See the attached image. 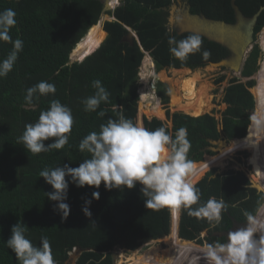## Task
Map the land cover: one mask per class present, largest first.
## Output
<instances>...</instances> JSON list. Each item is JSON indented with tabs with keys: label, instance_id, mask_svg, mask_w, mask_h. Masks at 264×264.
Listing matches in <instances>:
<instances>
[{
	"label": "trees",
	"instance_id": "1",
	"mask_svg": "<svg viewBox=\"0 0 264 264\" xmlns=\"http://www.w3.org/2000/svg\"><path fill=\"white\" fill-rule=\"evenodd\" d=\"M174 1L118 0V6L104 13L100 0H0V12L12 9L16 13L17 23L11 30L13 40L23 41V50L13 70L0 78V264H19L5 244L12 226L18 222L28 228L26 237L34 246H40L42 236L49 239L56 264H65L77 251L79 256L73 258L74 264H113L110 252L115 248L133 251L143 242L166 237L170 229L172 241L167 251L158 254L154 249L130 264H206V248L202 246L215 241L226 242L227 237L221 233L230 231L234 223L246 224L245 213L264 224V193L250 187L244 172L226 169L216 174L220 169L215 167L227 158L217 146L220 137L225 136L232 143L233 153L251 152L249 163L253 155L256 175L251 180L261 184L264 191V130L258 132L255 123L251 125L252 95L247 86L236 79H242L239 71L223 70L234 75L223 91L222 103L226 104V109L220 120L203 114L213 108L208 88H196L197 76L191 69L227 59L228 51L201 37V52L190 54L183 62L172 56L169 37L179 41L191 35H178L167 29L169 8ZM183 1L192 14H203L229 24L235 22L231 0ZM235 3L247 17L264 7V0H235ZM103 14L112 20L106 21L99 33ZM263 28L264 10L254 28V42ZM129 30L136 34L139 43L123 41ZM94 43L86 55L98 47L93 53L70 63L74 48L73 54L80 55ZM260 44L264 47V30ZM11 50V44L0 42V60ZM203 50L211 53L208 60L202 58ZM261 56V49L255 44L245 61L243 76L255 74ZM142 61L143 68L149 64L156 71L172 68L177 73H187L180 91L171 93L172 106L186 114H170L167 110L171 127L140 112L138 73ZM224 79L221 76L216 81L220 83ZM94 80H100L110 96L97 112L88 113L82 101L94 95ZM40 81L53 83L56 92L41 96L34 100V107H29L24 99L27 89ZM155 88L161 102L168 104L167 85L157 82ZM152 93L141 91L146 103L145 113L162 119L163 111ZM254 98L256 106L262 108L257 117L264 119V80L258 82ZM52 100H59L72 111L74 123L68 144L60 150L33 155L22 143H17V138L23 134L26 124L37 122L40 112L47 110ZM100 110L105 111L104 117L98 116ZM121 114L149 131L165 127L173 137L179 128L187 129L191 144L188 159L194 166L188 179L200 191V204L213 197L225 202L227 208L222 211L219 224L191 217L183 209L175 212L170 207L146 209L139 184L131 190L108 191L103 183L99 189L87 185L78 188L69 177H66L69 188L65 202L70 206V213L62 221L61 214L54 211L55 202L45 195L54 190L39 173L64 164L79 167L89 155L80 152L81 140L93 131L99 132L101 124L110 118L118 119ZM212 147L214 152L210 150ZM94 191H99L100 198L92 200V216L87 218L82 207L86 199H92Z\"/></svg>",
	"mask_w": 264,
	"mask_h": 264
},
{
	"label": "clouds",
	"instance_id": "2",
	"mask_svg": "<svg viewBox=\"0 0 264 264\" xmlns=\"http://www.w3.org/2000/svg\"><path fill=\"white\" fill-rule=\"evenodd\" d=\"M15 17L12 9L0 12V42L12 45L7 57L0 60V78H5L13 70L18 54L23 50V41L13 40L11 36V30L17 23ZM168 44L172 56L183 62L190 54L201 52L202 38L199 34H191L179 41L169 37ZM201 54L204 60L211 56L208 50ZM92 87L96 90L94 95L82 101L84 111L88 113L97 112L101 103L108 102L110 96L100 80H94ZM55 92L53 83L40 81L27 89L25 103L34 107V100ZM105 114L103 110L98 112L100 117ZM251 119L258 132L264 130V119L256 115ZM73 123L71 109L59 100H52L50 107L40 112L37 122L25 125L17 143H22L24 149L33 155L63 149L68 144ZM46 141L51 142L46 144ZM190 148L185 127L179 128L173 137L165 127L149 131L121 114L118 119L110 118L101 124L99 132L93 131L81 140L80 152L89 155L79 167L64 164L63 167L46 168L39 175L54 190L45 195L55 202L54 211L61 214L62 221L70 213V206L65 202L69 188L66 177H69L78 188L87 185L99 189L103 183L105 190L123 191L125 188L134 189L139 184L146 209L170 207L174 212L183 209L191 217L219 224L227 205L214 197L199 203L200 191L188 179L194 167L188 159ZM99 198V191H94L92 199L84 201L82 212L85 217L91 218L90 205L92 200L98 201ZM245 215L248 223L228 233L226 242L215 241L206 246V264H264V224H259L250 214ZM27 230L23 223L18 222L12 226L11 236L5 243L19 264H56L49 239L42 236L40 246H34L26 237Z\"/></svg>",
	"mask_w": 264,
	"mask_h": 264
},
{
	"label": "rangeland",
	"instance_id": "3",
	"mask_svg": "<svg viewBox=\"0 0 264 264\" xmlns=\"http://www.w3.org/2000/svg\"><path fill=\"white\" fill-rule=\"evenodd\" d=\"M179 1L186 8L184 1L183 0H179ZM173 5H176L177 7H179L177 0H175L174 3L170 7H172ZM100 18H102V20L99 22L101 24V29H103L104 23L106 21H109L110 17L106 14H103ZM167 29L169 31L176 32V29L172 27L171 24L169 23L168 18H167ZM263 30L264 28L258 34L257 41L253 43V46L255 44H258V46L260 47L261 35H262ZM73 55L74 54L72 53L71 61H77L82 56L81 54L74 55V56ZM262 63H263V57L261 56L260 60L258 61V70L251 77L243 76L242 72L240 71H239L240 73L239 76L240 78L242 77V79H238V77L237 78L235 77L239 82L247 86V89L252 95L253 102H254V110L252 112V116L253 115L258 116L259 107L258 105L256 106L255 104L254 94L257 91L258 82L264 80V68H261ZM228 69L230 68H225V67L216 68L215 66L208 65V64L205 65L204 67H200L197 69H191V70H194L192 71L194 72L193 75L197 76L196 88L198 89L202 86H206L208 88V96L210 99L209 102L213 108L204 112L203 114L212 115L217 120H220L222 112L226 109V104L222 103L223 91L227 87L229 79L234 77L232 73L228 71H223V70H228ZM186 74L187 73H184V72L177 73L172 68H164L160 71H156L154 67L150 68L149 64H147V66L143 68V61H142V64L139 68V73H138V85H139L138 94H139V99H140L139 106H140L141 114H143L147 118L155 117L161 120L163 123H165L168 127H171L170 121H168L166 117V111L168 110L170 114L175 113V112H179V113H185V112L180 111L179 109H176L172 106L171 104L172 96L170 95H169L170 97H169L168 104L166 105L163 104L160 98L156 94L155 84L157 82H161L167 85V87L171 88L173 91L175 90L179 92L181 89V81L184 77L187 76ZM221 76H224L225 79L222 82L218 83L216 80L217 78ZM249 83H252V85L249 86L250 85ZM141 91H143L146 94L153 92L152 94L154 98L158 99L160 107L163 111L164 116L162 119L155 115H148L145 113L146 109L144 106L146 103L143 102ZM255 108H257V111ZM254 123L255 122L252 120L251 125H254ZM248 127H247V134H248ZM217 146H218V150L221 151L227 158L215 167H217L220 170L234 169V170L242 171L248 177L250 184L254 183V182L251 183L252 181L251 179L254 178V176H256L254 169H253L254 168L253 155L251 158V162L249 163L251 152L248 150H243V151H237L233 153L232 143L225 136L220 137V140L218 141ZM253 147H254V141H253ZM242 153H246V154H242ZM204 176H202V178ZM254 184H257V183H254ZM170 237H171V229H170V233L166 237L157 239V240H150L147 242H143L140 244V246L137 249L133 251L125 250L122 248L121 249L115 248L113 251L110 252L111 257L113 259V264H130L134 259L142 258L146 253H150L154 249H157L159 251L158 254H161L163 251H167L169 249V242L172 241V238ZM206 246L207 244H204L202 247L206 248Z\"/></svg>",
	"mask_w": 264,
	"mask_h": 264
},
{
	"label": "water",
	"instance_id": "4",
	"mask_svg": "<svg viewBox=\"0 0 264 264\" xmlns=\"http://www.w3.org/2000/svg\"><path fill=\"white\" fill-rule=\"evenodd\" d=\"M100 1L103 3L104 13L113 10L116 6L119 5L118 0H100ZM177 3L179 7H177L176 5L170 7L169 16H168V21L171 24V26L176 29L177 34L178 35L184 33L199 34L201 37H204L210 42H215L217 44L222 45L229 52L228 54L229 58L225 60L229 61L230 57L237 58L238 59V63L236 64L238 66L237 69H240V71H242L246 58L253 47L254 28L257 23V19L261 14V12L264 10V7H261L259 11L255 13L253 16L247 17L241 12L239 7L236 5L235 0H231V7L234 10L235 22L233 24H229L221 20H214L207 18L203 14H192L190 12V7L185 8L179 0H177ZM123 41H127L130 44H132L134 41L139 43L136 34L130 30L126 35V37L123 38ZM96 49H94L91 53H93ZM260 49L262 52V57L264 62V47H261V44H260ZM73 50L69 57L70 61L72 60L71 55L73 53ZM86 53L87 52L83 53L82 55H86ZM91 53H89L88 55H90ZM73 62L76 61H71L70 63ZM217 66L219 68L223 67L222 65H217ZM168 90H169V95L171 96L172 89L168 88ZM255 109L257 111V108ZM213 142H217V141H212L211 143ZM210 150L214 152L215 148L212 147L210 148ZM221 172L222 170H219L217 174ZM250 187L256 189L258 192H263L259 187H257V185H254V183H252ZM246 224L234 223V226L230 231L221 234L227 237L228 233L235 231L240 227L245 226ZM78 256H79V252L77 251L71 255V257L65 262V264H74V259Z\"/></svg>",
	"mask_w": 264,
	"mask_h": 264
},
{
	"label": "bare ground",
	"instance_id": "5",
	"mask_svg": "<svg viewBox=\"0 0 264 264\" xmlns=\"http://www.w3.org/2000/svg\"><path fill=\"white\" fill-rule=\"evenodd\" d=\"M100 30H101V28H100ZM99 33H100V31H99ZM97 39V38H96ZM95 42H96V40H95ZM95 45V43L91 46V47H93ZM91 47L86 51V52H88L90 49H91ZM74 51V50H73ZM85 53V52H84ZM83 54V53H82ZM81 54V55H82ZM83 56V55H82ZM81 56V57H82ZM248 57V56H247ZM228 59V58H227ZM238 63V59L237 58H235V57H230V60L228 61V60H225V59H223V60H220L219 62H210L208 65H222L223 67H225V68H227V67H229V68H231V69H235L236 71H240V69H237V64ZM240 72H242V71H240ZM262 111V108H261V106L259 105V110H258V115L260 114V112ZM253 150H254V147H253V149H252V153H253ZM218 172V171H217ZM217 172H216V174H217ZM222 173V172H221ZM201 180V179H200ZM199 180V181H200ZM198 181V182H199ZM254 185H257V187H259L261 190H262V186H261V184H254ZM263 191V190H262ZM264 192V191H263Z\"/></svg>",
	"mask_w": 264,
	"mask_h": 264
}]
</instances>
